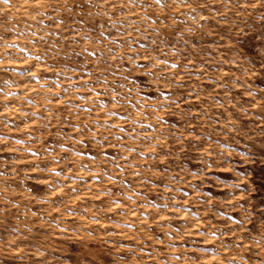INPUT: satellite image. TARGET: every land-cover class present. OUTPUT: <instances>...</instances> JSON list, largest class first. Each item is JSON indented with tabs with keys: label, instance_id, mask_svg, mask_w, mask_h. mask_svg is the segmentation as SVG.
I'll return each mask as SVG.
<instances>
[{
	"label": "rangeland",
	"instance_id": "374dc122",
	"mask_svg": "<svg viewBox=\"0 0 264 264\" xmlns=\"http://www.w3.org/2000/svg\"><path fill=\"white\" fill-rule=\"evenodd\" d=\"M228 261L264 264V0H0V264Z\"/></svg>",
	"mask_w": 264,
	"mask_h": 264
},
{
	"label": "clouds",
	"instance_id": "9594fccd",
	"mask_svg": "<svg viewBox=\"0 0 264 264\" xmlns=\"http://www.w3.org/2000/svg\"><path fill=\"white\" fill-rule=\"evenodd\" d=\"M51 171H52L53 174H54V180H55V177H56V176H59V173H56V172H55V169H52ZM226 187H227V185H226ZM58 188H59V185H56V184L53 182V185H52V191L55 193V192L57 191ZM228 264H232V261H228Z\"/></svg>",
	"mask_w": 264,
	"mask_h": 264
}]
</instances>
